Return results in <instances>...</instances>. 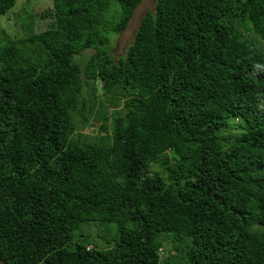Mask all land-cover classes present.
<instances>
[{"label":"trees","instance_id":"obj_1","mask_svg":"<svg viewBox=\"0 0 264 264\" xmlns=\"http://www.w3.org/2000/svg\"><path fill=\"white\" fill-rule=\"evenodd\" d=\"M142 1L0 25L3 264H264V0Z\"/></svg>","mask_w":264,"mask_h":264},{"label":"rangeland","instance_id":"obj_2","mask_svg":"<svg viewBox=\"0 0 264 264\" xmlns=\"http://www.w3.org/2000/svg\"><path fill=\"white\" fill-rule=\"evenodd\" d=\"M51 1L52 0H17L16 6L11 11V13L8 14V16H6L7 14L0 16V25H4V23L7 22L8 27H11V29L9 30L11 32H15L16 29L21 24L20 19L17 18V15L24 14L23 16H26V15H31L33 12V15L36 16L35 17L37 21L36 26L41 27V29L44 30L47 27L48 22L41 20V18L38 17L39 16L38 13L40 11L44 12L45 10H47L49 8ZM156 1L157 0H143L141 5L137 8L135 12V16L130 22L129 27L125 31H123L120 35L114 37L112 43V48H113L112 55L114 56L115 59H119L120 57H123L125 55L126 50L128 49L129 45L132 43L134 39V35L136 33V30L138 29L140 20L148 10H154ZM36 5H39V7L37 8L38 9L37 12L36 9L33 10L34 6ZM31 10L33 11L31 12ZM14 21H16V24H18L17 26L13 25ZM15 34L16 33H14V35ZM18 35L21 36V34ZM92 53L93 51H89L86 54L90 56ZM96 111L97 109H95V112ZM97 125H98L97 122H95L93 123L92 127L86 128L83 132L89 135H96L97 130L95 131V129ZM0 264L3 263L0 261Z\"/></svg>","mask_w":264,"mask_h":264}]
</instances>
